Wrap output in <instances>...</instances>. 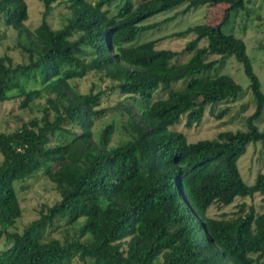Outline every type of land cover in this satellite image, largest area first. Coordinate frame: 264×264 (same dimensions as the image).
I'll return each instance as SVG.
<instances>
[{"label":"trees","instance_id":"16d2710c","mask_svg":"<svg viewBox=\"0 0 264 264\" xmlns=\"http://www.w3.org/2000/svg\"><path fill=\"white\" fill-rule=\"evenodd\" d=\"M39 1L40 22L28 29L25 1L0 0V23L15 32L14 48L25 61L13 65L0 56V105L14 99L25 109L44 100L39 118L0 131V264H260L264 213L241 203L232 218L207 216L210 206L235 199L258 195L264 202V173L247 185L236 165L249 144L264 147V132L254 125L264 96L243 41L222 31L247 0ZM182 5L183 12L221 5V20L176 34L192 35L178 53L157 50V41L138 42L155 26L143 22ZM57 7L68 14L54 30L47 18ZM201 41L205 46L198 47ZM184 53L185 62L171 63ZM231 57L242 67L254 105L245 130L187 142L172 127L196 126L206 106L243 97L230 76L218 73ZM91 72L129 100L123 111L129 137L114 147H108L111 124L96 138L92 131L105 112L98 109L99 94H80L70 84ZM22 80L37 81L39 89H27ZM176 83L182 86L172 89ZM156 90L165 97L153 100ZM39 172L59 199L41 206L20 233L9 232L21 216L13 184ZM79 219L73 239L45 237L56 222Z\"/></svg>","mask_w":264,"mask_h":264},{"label":"rangeland","instance_id":"374dc122","mask_svg":"<svg viewBox=\"0 0 264 264\" xmlns=\"http://www.w3.org/2000/svg\"><path fill=\"white\" fill-rule=\"evenodd\" d=\"M26 5L27 20L24 26L28 29L36 27L40 22V13L42 6L39 0H24ZM94 3L97 0H87ZM136 3V0H133ZM244 11H238L231 14L227 24L222 28L224 33L232 34L239 38L245 45V53L251 61L253 73L256 75L260 90L264 96V0H247ZM185 5H182L172 11L158 14L143 22L144 25L153 26L151 29L143 32L138 38V42L157 41L155 48L157 50H168L174 53L180 52L185 44L192 39V35L177 37L188 27L207 24L217 25L222 17V6L212 7L201 6L191 8L185 12ZM67 12L62 7H57L47 18L48 25L52 29H59ZM15 32L9 28L5 29L0 23V56L7 55L11 58L13 65L24 63L19 50L14 48ZM205 46L201 41L198 47ZM189 58L187 54H181L171 63L180 64ZM217 59L210 57L209 60ZM220 74L228 75L241 87L243 97L236 101L215 104L213 107H205V111L200 123L191 128H185L182 123L172 127L173 130L181 132L187 142H194L202 139H212L218 132L245 130L244 118L251 115L254 105L248 90V80L243 74L242 67L232 57L224 61L222 68L218 71ZM22 85L27 89H39V85L33 81L22 80ZM70 84L76 88L80 94L91 92L99 94L98 109L105 112L102 117L95 121L92 128L96 138L100 130L107 124H111L113 131L109 140L108 147H114L120 142L128 139L129 134L125 130L126 117L124 109L127 108L129 100L127 97L119 95L115 90H111L109 81L102 78L98 73L91 72L81 79L72 80ZM181 83L171 85L172 89H178ZM14 91L7 94L14 95ZM153 100L165 97V92L156 90L153 92ZM44 100L37 98L29 104L28 108L18 109V100L10 99L0 105V131L9 132L15 130L20 121H26L30 118H39ZM223 111L222 115H219ZM219 115V116H218ZM182 122V121H181ZM258 131L264 132V107L261 117L254 122ZM54 142V141H52ZM263 143L258 141L247 146L246 152L237 160V169L245 184H252L257 173H264V147ZM1 160V156H0ZM13 187L21 209V216L16 220L9 232L20 233L30 222L38 218V212L41 206H50L55 203L59 197L53 184L39 172L24 182H15ZM252 206L256 214L264 213V202L261 197L254 195L252 198L235 199L232 204L225 207L212 205L207 210V216L211 218H232L238 213V205ZM83 220L66 225L63 221L55 223V227L45 229V237L62 240L64 238L73 239ZM84 237L82 241H86ZM3 238H0V249L4 248ZM70 264H81L74 259ZM264 264V259L260 261Z\"/></svg>","mask_w":264,"mask_h":264}]
</instances>
